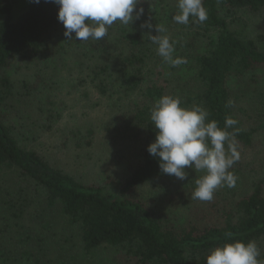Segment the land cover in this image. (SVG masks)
I'll list each match as a JSON object with an SVG mask.
<instances>
[{
    "label": "trees",
    "instance_id": "obj_1",
    "mask_svg": "<svg viewBox=\"0 0 264 264\" xmlns=\"http://www.w3.org/2000/svg\"><path fill=\"white\" fill-rule=\"evenodd\" d=\"M158 1L164 0H140L137 10L143 8V14L129 29L116 21L99 41H79L74 33L67 40L57 18L59 5L52 0H30L16 18L12 15L15 0L1 1L0 73L11 59L39 58L60 27L65 44L75 46L87 58L79 68L86 73L82 79L98 82L101 96L133 97L117 116L114 138L136 143L143 136L144 140L138 164L124 177L107 179V186L115 191L110 194L102 186L82 184L36 151L22 147L14 136L15 128L0 116V168L27 181L37 202L58 210L64 222L76 228L86 253L109 249L114 264H206L213 249L235 241H254L261 253L258 259L264 260V78L253 75L264 71V50L248 37L246 24L233 28L222 15L262 12L264 0H203L208 19L203 24L191 22L190 28L201 31L204 50L193 56L194 73L187 81L168 77L162 60L146 77L149 56L143 53L145 44L138 30L148 20L150 5ZM195 35L191 31L187 37L192 44L200 38ZM4 81L0 100L8 92ZM164 95L179 96L182 107L207 109L209 119L218 121L221 128L228 116L238 121L228 129L237 132L240 158L230 169L237 183L233 188H218L211 202L192 198L203 171L195 173L186 167L190 170L187 178L180 180L163 173L159 158L147 151L158 132L150 114ZM247 174L252 179L250 190L238 196L241 178ZM146 184L164 190L169 210L159 213L139 197L138 190ZM7 254L0 250V264H40L25 248Z\"/></svg>",
    "mask_w": 264,
    "mask_h": 264
},
{
    "label": "rangeland",
    "instance_id": "obj_2",
    "mask_svg": "<svg viewBox=\"0 0 264 264\" xmlns=\"http://www.w3.org/2000/svg\"><path fill=\"white\" fill-rule=\"evenodd\" d=\"M29 2L15 0L13 17L24 12ZM177 4L178 0L152 3L147 22L138 30L145 44L143 53L149 56L145 68V71L149 69L148 78L159 61H163L157 54V45L147 36L158 35L155 26L166 28L161 35H167L174 42V57L188 61L177 67L164 62L168 77H179L183 81L192 78L193 56L204 50L201 31L190 28L193 18L190 17L188 25L173 21L172 17L179 11ZM222 15L233 28L241 29L246 24L248 37L264 50V11L255 14L238 11L231 17L226 13ZM132 24L133 21L122 26L129 29ZM146 24H151L152 28L144 26ZM191 31L193 36L197 32L195 36L200 37L193 44L187 39ZM53 36L51 45L40 52L39 58L11 59L0 73V86L5 80L7 87L4 88L8 91L0 100L1 119L15 128L14 136L22 147L36 151L48 163L82 184L102 186L105 192L114 194L115 191L107 186V179L126 176L131 167L138 164L143 147V136L141 142L136 143L114 138L117 116L126 111L133 97L101 96L98 82L82 79L86 73L79 68L87 58H82L75 46L65 44L60 27ZM259 71L253 75L264 78V71ZM49 122L51 128L46 130ZM185 171L190 170L185 168ZM241 179L238 196L250 190L252 182L249 174ZM33 195L27 181L23 182L12 170L0 168V250L9 255L19 253L22 248L28 249L40 264L58 261L114 264L109 249L86 253L76 228L66 224L58 210L37 202ZM138 195L159 213L170 209L167 194L155 185L141 186ZM174 211L180 212L179 209Z\"/></svg>",
    "mask_w": 264,
    "mask_h": 264
},
{
    "label": "clouds",
    "instance_id": "obj_3",
    "mask_svg": "<svg viewBox=\"0 0 264 264\" xmlns=\"http://www.w3.org/2000/svg\"><path fill=\"white\" fill-rule=\"evenodd\" d=\"M39 3L40 0H34ZM59 5L58 21L64 26V36L79 41L102 40L108 28L116 21L129 25L143 14L137 10L140 0H52ZM178 13L172 19L178 24L188 25L190 17L194 23L203 24L208 19V10L203 0H178ZM149 29L151 24L144 25ZM158 35L148 34L152 44L157 45V54L172 67L186 64V58L174 57V42L167 35L163 25L155 26ZM228 101V106L233 105ZM179 96L164 95L151 111L150 119L158 129L155 141L147 151L159 158V167L167 175L180 180L187 178L186 167L203 171L196 181L193 199L211 202L220 187L236 186L238 177L230 171L239 160L236 131L229 128L238 123L231 116L225 118L224 127L215 119H209L207 109L196 105L182 107ZM238 131V130H237ZM230 232L226 236L230 237ZM261 253L254 241L224 243L213 249L206 258V264H264L258 259Z\"/></svg>",
    "mask_w": 264,
    "mask_h": 264
}]
</instances>
